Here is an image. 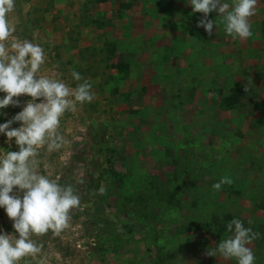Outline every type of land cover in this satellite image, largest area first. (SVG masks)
<instances>
[{"label":"rangeland","instance_id":"1","mask_svg":"<svg viewBox=\"0 0 264 264\" xmlns=\"http://www.w3.org/2000/svg\"><path fill=\"white\" fill-rule=\"evenodd\" d=\"M201 17L188 0H16L14 38L44 49L40 74L74 88L75 70L95 94L62 117L64 147L38 157L81 204L20 264H237L206 255L233 218L260 234L249 247L264 264V0L245 40ZM15 99L0 123L29 97ZM0 230L14 232L2 207Z\"/></svg>","mask_w":264,"mask_h":264},{"label":"clouds","instance_id":"2","mask_svg":"<svg viewBox=\"0 0 264 264\" xmlns=\"http://www.w3.org/2000/svg\"><path fill=\"white\" fill-rule=\"evenodd\" d=\"M188 3L192 12L203 13L197 27H203L209 35L219 25L234 40L253 35L250 17L256 14L257 0H188ZM15 7L16 0H0V92L4 93L0 109L19 106L20 101L15 98L20 96L29 99L21 111L0 123V133L6 142H14L18 149L0 153V207L14 229L13 233L0 230V264H20L25 258L37 257L42 245L34 237L49 232L59 236L68 228L70 212L79 208L80 196L72 185H62L57 178L42 174L38 157L42 149L52 153L64 147L62 117L74 112L77 105L92 102L95 96L92 82L75 70L71 72L72 79L78 82L74 88L57 77L40 74L45 63L44 49L28 39L14 38L16 26L8 16ZM213 11L217 13L216 19H209L208 14ZM14 122H19V126L11 127ZM232 183L230 176H223L212 188L219 191L223 185ZM105 191L101 185L93 195ZM226 229L229 235L208 248L206 255L235 259L237 264H255L249 245L260 234L236 218L227 223Z\"/></svg>","mask_w":264,"mask_h":264}]
</instances>
